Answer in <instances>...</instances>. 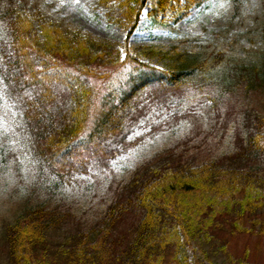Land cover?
Masks as SVG:
<instances>
[{
	"label": "trees",
	"instance_id": "trees-1",
	"mask_svg": "<svg viewBox=\"0 0 264 264\" xmlns=\"http://www.w3.org/2000/svg\"><path fill=\"white\" fill-rule=\"evenodd\" d=\"M113 1L133 27L148 0ZM179 1L155 5L164 10ZM0 30V75L22 134L60 178L87 166V153L105 150L104 141H120L125 119L141 108L160 105L199 122L194 104L222 111L227 137L219 140V154L185 155L189 142L182 153L169 149L143 161L121 198L55 248L50 244L68 213L45 201L25 206L4 226L9 264H189L186 250L197 239L211 240L221 218L233 232L264 237V57L244 64L216 48H148L143 54L165 60L156 68L142 62L128 39L120 48L95 41L18 0H0Z\"/></svg>",
	"mask_w": 264,
	"mask_h": 264
},
{
	"label": "rangeland",
	"instance_id": "rangeland-1",
	"mask_svg": "<svg viewBox=\"0 0 264 264\" xmlns=\"http://www.w3.org/2000/svg\"><path fill=\"white\" fill-rule=\"evenodd\" d=\"M18 1L29 8H40L68 31L80 32L95 41L120 48L128 39V46L142 62L156 68H162L165 60L159 55L143 54L148 48L188 53L216 48L226 58L244 64H256L264 57V0H180L164 10L155 5V0H148L133 27L125 19L123 8L113 0ZM192 106L196 114L203 116L202 122L199 116L196 120L186 114L183 117L160 105L149 110L139 108L140 114L125 119L120 141H104L105 150L98 146L87 153V166L60 178L29 148L30 139L22 134L18 110L0 75V264H9L4 226L25 206L45 201L49 207L68 213L67 222L50 244L55 248L80 224L94 220L108 204L121 198L123 184L143 161L156 160L169 149L182 153L179 147L189 142L185 155L200 159L208 152L219 154L223 149L219 140L225 135L224 112L211 114L197 104ZM226 141L227 137L221 142ZM227 222L220 219L211 240L197 239L191 244L186 250L189 264H241L245 260L264 264V237L233 232Z\"/></svg>",
	"mask_w": 264,
	"mask_h": 264
}]
</instances>
